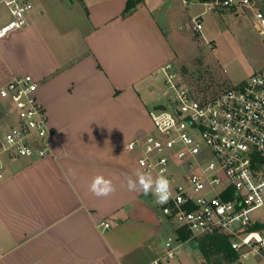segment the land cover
Masks as SVG:
<instances>
[{"label": "crops", "instance_id": "0c3cea01", "mask_svg": "<svg viewBox=\"0 0 264 264\" xmlns=\"http://www.w3.org/2000/svg\"><path fill=\"white\" fill-rule=\"evenodd\" d=\"M27 1V25L0 38V88L32 76L57 134L48 156L1 157L0 264H213L197 241L207 236L183 240L174 225L176 256L169 259L159 204L126 187L125 173H144L128 146L153 129L148 96L167 64L176 70L148 15L150 1L128 13L131 0ZM10 20L0 0V28ZM218 30L233 60L243 58L239 83L264 68V38L244 51L234 30ZM215 46L222 64L230 56ZM10 110L0 103V131L13 123ZM96 175L110 179L115 193L94 196Z\"/></svg>", "mask_w": 264, "mask_h": 264}, {"label": "built area", "instance_id": "2783aa9c", "mask_svg": "<svg viewBox=\"0 0 264 264\" xmlns=\"http://www.w3.org/2000/svg\"><path fill=\"white\" fill-rule=\"evenodd\" d=\"M4 2L11 20L0 28V38L23 29L33 8L27 0ZM204 5L206 12L255 10L256 28L264 38V14L251 0ZM201 18L193 19L194 31L203 29ZM162 71L169 102L149 111L152 131L128 146L139 153L144 173L170 181L172 197L159 205L161 213L193 237H227L237 255L235 264H264V68L214 95L190 90L171 64ZM38 89L30 75L14 76L0 88V103H8L13 115V123L0 131V161L3 156L41 158L52 152L57 132ZM102 225L110 228L109 223ZM174 241L169 236L165 243L169 259L176 256ZM152 264L166 263L159 258Z\"/></svg>", "mask_w": 264, "mask_h": 264}, {"label": "rangeland", "instance_id": "374dc122", "mask_svg": "<svg viewBox=\"0 0 264 264\" xmlns=\"http://www.w3.org/2000/svg\"><path fill=\"white\" fill-rule=\"evenodd\" d=\"M150 5L146 7L144 1L142 7H146L148 15L156 26L161 31L163 40L169 49L175 72L178 80L186 85L190 90L205 95H214L224 87L229 86L242 80L241 64L242 56L238 55L237 59L233 60V48L221 38L217 36L219 28H230L234 30L237 36H240L243 50L255 39L262 38L256 30L255 10L252 14L249 13V8L237 10L236 13L230 15H221L216 11H207V14L202 16L203 29L194 31L193 19L200 12L206 9V6L197 0H149ZM256 9L264 14V0H251ZM236 8H220L218 11L232 12ZM215 41H212L214 40ZM223 52L229 54V60L218 64L215 62L214 54L217 47ZM228 57V56H227ZM232 58V59H231ZM228 61V64H226ZM165 76L159 75V79L152 92L148 96V106L155 108L159 105H164L169 102L165 95ZM3 129V128H2ZM3 131H5L3 129ZM164 226L169 231L170 236L175 237L173 226L164 219ZM213 264H231L221 254L210 255ZM253 261L247 262L252 264Z\"/></svg>", "mask_w": 264, "mask_h": 264}, {"label": "clouds", "instance_id": "9594fccd", "mask_svg": "<svg viewBox=\"0 0 264 264\" xmlns=\"http://www.w3.org/2000/svg\"><path fill=\"white\" fill-rule=\"evenodd\" d=\"M124 178L129 192L145 196L151 194L155 204L163 205L172 197L170 181L163 175L154 179L150 173L136 172L131 175L125 173ZM89 191L96 197H109L116 188L110 179L96 175L89 185Z\"/></svg>", "mask_w": 264, "mask_h": 264}, {"label": "trees", "instance_id": "16d2710c", "mask_svg": "<svg viewBox=\"0 0 264 264\" xmlns=\"http://www.w3.org/2000/svg\"><path fill=\"white\" fill-rule=\"evenodd\" d=\"M201 3H207L211 0H198ZM142 0H131L128 3V6L126 8V12L128 13L131 11L138 3H141ZM181 239L188 240L190 238L196 239L193 237L191 232L186 231L184 229H179L178 231ZM199 243V247L203 251L206 257H210L212 253L215 255L224 254L226 257H229L231 261H234L237 259V255L231 248V244L229 242V239L225 236H207L206 238L197 239Z\"/></svg>", "mask_w": 264, "mask_h": 264}]
</instances>
